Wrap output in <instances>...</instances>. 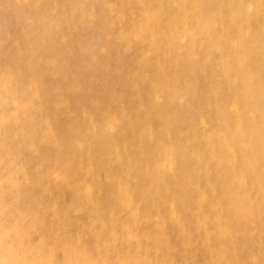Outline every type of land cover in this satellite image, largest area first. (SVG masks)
I'll return each instance as SVG.
<instances>
[{"label":"rangeland","instance_id":"rangeland-1","mask_svg":"<svg viewBox=\"0 0 264 264\" xmlns=\"http://www.w3.org/2000/svg\"><path fill=\"white\" fill-rule=\"evenodd\" d=\"M108 1L109 0H25L24 2V0H0V40L4 41V44L1 43L0 45V52H2L0 53V65L2 64L0 67V74L4 73L6 65L8 62H11L10 58H12L11 56H13V53L18 47L23 49V52L26 51L27 53L28 50L31 51L33 46L36 45L38 48L37 53L35 55L25 54V56L22 57V61H20V67L22 68L24 75L23 78L20 79L18 87L20 101H24L25 103L33 101L37 107H42L44 109L43 120L48 121L51 125L68 124L69 126L73 123H78L80 125L76 126L83 128V130L79 129V131L75 132L71 141V144L73 146L75 145L74 147L77 148V155L70 157L65 153L63 155L64 158L62 157L61 162L59 161L55 169H52L49 161L43 157V154H45L46 151L53 150L52 147L47 148L45 146H41L36 149L35 152H33L30 150V148L18 143V148H16L13 140L11 139L13 135L15 136L19 133L22 124L20 125V128L17 125L12 124L9 128L4 130L5 135L2 134L0 137V153L9 152L8 154H11L12 152L11 160L13 161L15 170L13 173V178L19 182L20 186L25 184L21 189V192L24 195H31L35 190L38 189V187L32 183V180L37 174L47 176L48 179H46L44 187H42V194L44 196L43 200L44 202L50 204L53 210H60L63 215L62 217L65 220H73L72 224L68 228H62L58 232L61 237H64L69 244H72V241H80V244L83 246L91 244L89 233L83 231L84 226L91 215L90 209L87 205H85L83 200V194L85 190L90 193L89 197L91 201L101 200L100 202H104L103 207L100 209L103 217H109V215L114 212L119 214L120 218H125V213H122L120 209H118L119 206L115 204L117 201L113 198L114 196H110L112 192L105 191L103 188L108 184L106 181H108L111 172L121 169L119 171L124 174L128 169V173L125 174L127 175L125 179L129 183L132 199L136 204V209L140 215L146 214L147 217H152L148 222H146L147 220L141 221L142 230H153L155 222L160 220L165 225V237L167 242L172 247L169 255L171 257L170 259L173 261V264H178V262L179 264L182 262V264H207L209 251H216L221 247L220 238L217 237V234H215L214 224L209 218L206 225V231L207 234H209L207 237L208 244L207 247L203 245L206 235L204 236V232L198 229L196 224L198 210L196 209L197 206L192 205V197H190L191 199L189 198L191 194L188 196V198L186 196H182L184 193L182 190L192 181L202 184V181H205L204 178L207 177L208 181L213 183L216 179L214 174L215 171L213 170L214 172H211L208 166L206 167L207 177L204 175V173H195L194 175L192 174V169L194 168V164L192 163L193 159L191 160L190 158L183 156L184 154L176 155L175 151H177L180 145L186 146L187 148L190 146L192 142L190 141L188 132L190 129H194L196 132H198V137L203 136V134L209 132L210 130H218L219 117L214 111V108L219 106V103H222L223 100V107L225 108L227 114L226 120L230 119L229 116H234L239 113L238 104L235 103L234 100L230 99L231 94L229 90L226 89V84H228V80L230 78L240 84L241 78L237 77L236 75L241 73L243 70H251L254 72L255 79L258 80L262 90H264V78H262L264 77V71H262L264 69V56L262 57V55H264V0H241L243 3L247 4L246 9L249 10V15L247 16L244 13H237L235 19L232 21L226 16L228 10L225 4H219L218 0H210V2L204 4L198 2L195 5L194 10L188 15L186 22V27L191 34V40H189V38L183 39L182 41L177 40V37L167 38L166 32L157 28L152 31V33L144 34L145 41L154 39L157 42V49L155 50L150 47L147 41L144 43L143 41L133 40L132 44L127 49H125L122 44L115 42V37L118 34V31L123 27V24L127 25V21L125 19H128L129 23V20H131L132 17H138L137 12H135V10H137V3H131L132 5H130L132 7L130 5L126 6L127 11L125 13L127 15L124 16L122 23L118 21L111 22L110 14L115 6L118 5V2H123L125 0ZM149 1H151L150 3L152 7L162 2H165L166 4L169 3L166 0ZM178 1L179 0H176L177 3H179ZM187 1L189 0L181 2L186 4ZM215 1H217L218 6H216L217 4ZM71 10H75L77 14L74 16L72 23L68 28L69 31L61 30L60 32H57L52 41L48 40L46 38L47 35L45 34L46 30L49 28L48 22L56 16L60 17V15L62 16L70 13ZM172 10L174 15H176L177 12L175 6L172 7ZM80 13L82 18H80ZM39 15H44L45 20H38ZM25 16L34 18L35 25L33 24L32 27L26 26L23 20ZM165 16L166 15H162L158 21L155 20V22L166 20ZM177 24L179 25L177 29L182 30V25H180L179 21ZM208 26L213 32H224L227 35L233 44L231 52H227V50H225L223 47L211 46L208 37L204 35V32L202 31V27L205 28ZM18 40H20V42ZM189 43L193 44V49L191 50L193 55H189L187 52L191 47ZM243 50L246 51L247 59L245 58V63L242 66L238 65L235 61H232L229 58V60L225 58V55L227 56L234 53L238 54ZM251 52L252 54L250 55L249 53ZM45 55H51L56 59L55 67L50 68L48 64L46 65L47 61L44 58ZM92 59L98 61L105 59V62H109V66L108 68L97 67L88 72L85 70L84 64L87 60ZM204 59L208 60V62H206ZM224 60L228 62V71L222 68L221 63ZM62 65H67L68 67L72 68L71 77L69 79L77 77L76 79L80 81L82 86L81 91L73 90L71 93L62 90V92L59 91L57 95H42L33 99L32 93L26 89L27 75L31 76L42 71L43 73H48V75L50 74L48 78L46 77V81L50 80L49 82L52 84L61 85L60 83H62L63 80L57 69ZM196 67L198 69H196ZM205 68H207V70ZM163 69L172 73V80L168 88L173 90L178 95L176 96L175 100L168 99V97H166V89L159 87L155 90L151 88L153 83L156 85L158 84V82L155 81H158V78L162 76ZM124 74H131V79H124ZM214 92L216 94H214ZM186 95L188 96L186 97ZM197 97L199 98V101ZM196 98L197 100H195ZM95 100L100 102L103 108L98 107ZM176 101L177 103H174ZM197 104L199 105V108L196 107L198 106ZM177 106L179 108H176ZM263 107L264 106H262V108ZM8 110L11 113H17L18 115H21L19 111H17V107H15L11 102L9 103ZM249 110L250 109L248 108V113H250ZM83 111H88L94 116L96 115L94 118L98 120L99 124H104L103 121L106 117V114L112 118H117L118 120L116 119L113 125L114 129L123 128L122 123L119 121L120 113H126L125 115L127 117L125 118L127 121L134 118L140 120L141 122L143 121L141 125H143L148 115L151 119L148 121V129L145 134L144 129L140 128L141 126L138 127L133 125H131L129 130H124L122 132L123 136L131 132L129 134L130 137L127 139L126 145L121 146L122 139L119 136V140H117V142L120 143V146L122 147V150L120 151L121 161L119 160L117 163L113 162L112 164L113 160L110 159L108 162L109 167L105 166L102 169H97L98 162L95 160V157L98 156L100 148L96 143L90 144L89 146L85 145L86 139L90 138L93 140V138H91V135L87 131L86 127L80 123L84 118ZM128 112L130 114H128ZM33 115H35V113H33ZM178 115H180V117ZM41 119V117H36V122L38 125L41 123V121H39ZM181 122L183 123L181 124ZM186 123H188V125H186ZM162 128L165 129L166 134L163 133L164 129ZM109 130L112 132L111 128H109ZM7 140H11L12 144L7 145ZM64 143V140L61 138L59 141L61 147L59 148L65 147ZM155 144H163L168 149V152L172 153H170L171 156H173L171 163L174 168L172 167V171L165 172L160 167V159H157L153 151ZM93 148H95V151ZM89 152L92 154L94 152H98L97 155H94L95 159L85 156ZM39 153L42 154L40 155ZM114 158L115 156H113V159ZM181 160H183V162ZM105 164H107V161H105ZM2 168L3 167H1V169ZM50 168L52 173L48 174ZM19 169L24 174H27L28 179L31 180L29 184L25 183V177L23 174H20ZM157 173L161 177V182L159 181L160 179H155ZM63 178L66 179V182L62 183L60 180ZM168 187L170 190L165 191L164 189ZM248 187L252 195L257 193L258 187L255 184L254 178L249 180L248 177ZM149 192L154 193V195H150ZM167 193L172 195L173 202L171 205H174L179 214H184L185 220L187 219L186 225H188L190 230L193 231L192 235L194 241L192 246H185L182 243L179 228L173 221L174 218L168 217V214L166 213L168 212V204L165 203L164 200H162L159 196H162V194L165 195ZM203 195V202L206 203L200 205L199 208H202L203 210L208 209L207 212H210L209 216L213 217V207L211 204L213 205L215 200L206 192H203ZM9 199L12 200L13 205L17 206L19 204L18 196H13ZM211 207L212 210L210 209ZM226 213L222 215L225 217ZM45 222L48 225L55 223L52 211H48L46 213ZM253 233L248 234L246 237L247 239L241 237L240 241L238 242V247L236 251H234V254L237 257H242L244 259H241V261L244 262H239V264H248L247 261L249 257H255L256 260L254 264H264V259L258 258V255H260L259 252L264 253V249L261 245L263 244L261 234L259 231H255V233ZM13 237V232H10L4 240L9 242V240H11ZM38 239V232H32L26 240V246H31L37 243ZM90 252L92 253V251ZM47 256L48 254H46V257ZM92 256L95 257L96 255L92 254ZM52 257L53 261L51 264H72L68 259H66V256L62 254V250L59 248L55 251V254Z\"/></svg>","mask_w":264,"mask_h":264},{"label":"bare ground","instance_id":"bare-ground-1","mask_svg":"<svg viewBox=\"0 0 264 264\" xmlns=\"http://www.w3.org/2000/svg\"><path fill=\"white\" fill-rule=\"evenodd\" d=\"M166 1L169 3L166 4L165 2H162V3H159L160 5L156 4L153 7L151 6V3H150L151 1L149 0H125L123 2H118L117 3L118 5L115 6V8L110 14L111 22L118 21V22L123 23V18L124 16L127 15L125 13L127 11L126 6L130 5L133 2L137 3L136 5L137 10H135V12H137L138 17H135V16L132 17L131 20H129L130 21L129 23H128V19H125L127 21V25L123 24V27L118 31V34L115 37V42L122 44V46L125 47V49H127L132 44L133 40L143 41L144 43L147 41L150 47L155 50L157 49V42L154 39L145 41L144 34L152 33V31H154L157 28L166 32L167 38L177 37L178 38L177 40H181V41L186 38H189V40H191L190 38L191 34L186 27L188 15L194 10V7L198 2L204 4V3L210 2V0H189L186 2V4L181 2L185 0H179L178 1L179 3H177L176 0H166ZM108 2H110V0ZM215 3L217 4V1H215ZM218 3L225 4L228 10V13L226 16L231 21L235 19L237 13H244L247 16L249 15L248 14L249 10L246 9L247 4L243 3L241 0H218ZM14 5H17V4H14ZM173 6H175V9L177 12L176 15H174L173 13V10H172ZM216 6H218V4ZM76 14L77 13L75 12V10H71V12L68 14H65L62 16L60 15V17L56 16L55 18L51 19V21L48 22L49 28L45 32V34L47 35L46 38L52 41L53 38L56 36L57 32H60L61 30L67 31ZM162 15H166L165 16L166 20L155 22V20L158 21V19ZM80 18H82L81 13H80ZM42 19L45 20L44 15H39L38 20H42ZM23 20L26 26L32 27V25L34 24V18L25 16ZM178 21L180 25H182V30L177 29L179 26L177 24ZM202 31L204 32L203 34L208 37L211 46L223 47L225 48V50H227V52L232 51L233 44L224 32H221V33L213 32L209 26L205 28L202 27ZM18 41L20 42V40ZM1 43L4 44V41L0 40V45ZM190 45L191 47L188 49L187 52L189 55H193L191 53L192 52L191 50L193 49V44H190ZM37 50L38 48L36 45L33 46V49L31 51L28 50L27 53L26 51L23 52V49L18 47L13 53V56H11L12 58H10L11 62L10 63L8 62V64L6 65V69L4 73L0 74V137L2 134L5 135L4 130H6V128H9L12 124L17 125L19 128H20V125L22 124L19 133L15 136L13 135L14 137L12 136V139H11L13 140L16 148H18V143L21 145H24L27 148H30V150L33 152H35V150L41 146H45L47 148L52 147L53 150L46 151L45 154H43V157H45V159L49 161L51 168L55 169L59 161L61 162V159L65 153L68 154L70 157L77 155V152H76L77 148L74 147L75 145L73 146L71 144V141H72V138L75 132L79 131V129L83 130V128L77 127L76 125H80L78 123H73L69 126L68 124L67 125L65 124L51 125L48 121L43 120L44 109L42 107H37V105H35L33 101H30L27 103H25L24 101H20L18 87H19L20 79H22L24 76L22 68L20 67V61H22V57L25 56V54L35 55L37 53ZM249 54L251 55L252 52ZM263 56L264 55H262V57ZM44 58L47 61L46 65L48 64L50 68L56 66V61H55L56 59L53 56L45 55ZM225 58L227 60L230 59L232 61H235L238 65L242 66L245 63V58L247 59V55H246V51L243 50V51H240L238 54L234 53V54H229L227 56L225 55ZM94 59L87 60L85 62L84 68L86 71L89 72L97 67L108 68L109 62L108 63L105 62L104 61L105 59L99 60V61L94 60ZM206 59H207V56H206ZM206 59L204 60L208 62V60ZM221 65H222V68L228 71L229 69L228 62L224 60L222 61ZM196 69L198 68L196 67ZM205 69L207 70V68ZM57 70L60 73L61 78L63 80L62 83H60L61 85L52 84L51 82H49L50 80L46 81V79L50 76V74L48 75V73H43L42 71H40L39 73H35L34 75H31V76L27 75L26 89H28L32 93L33 99H35L36 97L42 96V95H45V96H51L53 94L57 95L58 92L59 91L62 92V90L65 92L66 91L71 92L73 90L81 91L82 86H81L80 81L76 79L77 77L73 79H69L71 77V72H72L71 67H68L67 65H62ZM262 71H264V69ZM124 75H125L124 79L126 80L131 79V74H124ZM236 76L241 78V83L238 84L235 80L230 78L228 80V84H226L227 85L226 89H228L231 94L230 99L234 100V102L238 104L239 113L234 116H229L230 119L226 120L227 114H226L225 108L223 107L224 105V100H223L222 103L221 102L219 103V106L214 108V111L218 114V117H219L218 130H214V131L210 130L209 132L203 134V136L198 137L197 136L198 132H196L194 129H190V131H188L190 141H192L190 146L187 148L186 146L180 145L177 151H175L176 155L184 154L183 156H186L190 158L191 160L193 159L192 163L194 164V168L192 169L193 170L192 174L195 175V173H198V174L204 173V175L206 176L207 175L206 167L208 166L211 172L213 170L215 171L213 172L216 176V179L213 183L209 182L208 177L206 176L207 178H204L205 181H202L203 182L202 184H198L192 181L187 187L185 188L183 187L184 189L182 190V192H184L182 196L183 197L186 196L188 198V196L191 194L189 198L192 197V199L190 198L192 200V205L197 206L196 209L198 210H197V216H196V224H197L198 229L204 232V236L206 235L203 245L207 247V244H208L207 237L209 234H207L206 225H207V221L209 218L212 220L214 224L215 234H217V237L220 238L221 247L217 249L216 251H209V257L207 260V264H239V262H242L241 259L243 258L237 257L234 254V251H236L238 247V242L240 241L241 237H243L244 239H247L246 237L248 236V234H251L253 232L255 233V231L260 232L261 238L263 240V244L261 245H262V248L264 249V107L262 108V106H264V90H262L261 85L259 84L258 80L255 79L254 72H252L251 70H243L241 73H238ZM171 80H172V73L163 69L162 76L158 78V81H155V82H158V84L156 85L155 83H153L151 88L155 90L156 88H159V87L164 88L166 89V97H168V99L175 100L176 96L178 95L173 90L168 88L171 83ZM210 89H211V86H210ZM214 94L216 93L214 92ZM187 96L188 95H186V97ZM197 98L195 100H197ZM198 101H199V98H198ZM10 102L13 103L15 107H17V111H19L21 115H18L17 113H11L8 110V106ZM174 103H177V101ZM96 105L98 107H102L101 103L97 101H96ZM204 106H205V103H204ZM196 107L199 108V105ZM176 108H179V107L177 106ZM248 108L250 109L249 110L250 113H248ZM83 112H84V118L82 117L83 120L80 123H82V125L86 127L87 131L91 135V138H93L92 140L87 137L88 139L85 140V145L89 146L90 144L96 143L97 145H99V148H100V152L98 156L95 157L96 159L94 158V155H97L98 152L97 153L94 152L93 154L89 152L86 155L85 154L83 155L94 158L98 162L97 169L98 168L102 169L105 166H108V162L110 159L113 160L112 164L113 162L117 163L119 160L121 161L120 159V151L122 150L121 146L126 145L127 139L130 137L129 134L131 133V132L127 133L123 136L122 132L124 130H129L131 128V125H133V126H138V127L141 126L140 128L144 129V134H145L148 129L147 128L148 121L151 119L150 116L148 115L143 125H141L143 121L141 122L140 120H137L135 118L134 119L130 118L131 120L128 119L129 121H127L125 118L127 117L125 115L126 113L125 114L120 113L119 121L122 123L123 128L114 129L113 125L117 118H112L111 116L106 114L105 115L106 117L103 121L104 124L102 123L99 124L98 120L94 118L96 115L95 116L93 114L91 115V113H89L88 111H83ZM33 113H35V115H33ZM128 114L130 113L128 112ZM178 116L180 117V115ZM36 117L42 118L41 120H39L41 121L39 125L36 122ZM182 123L183 122H181V124ZM186 125H188V123H186ZM109 128H111L112 132H110ZM163 133L166 134L165 129L163 130ZM119 136L122 139L121 146H120V143L117 142V140H119ZM61 138L65 142L64 143L65 147L63 148H59L61 147V144H59V141ZM11 140H7V145L12 144ZM93 149L95 151V148ZM153 151L157 159H160V163H161L160 167L163 169V171L165 172L172 171V167L174 168V166H172V163H171L172 157H173L171 156L172 153L168 152V149L163 144H155ZM4 153H0V264H13V263L14 264H51L53 261L52 256L55 254V251L58 248L62 250V254H64L66 256V259H68L72 264H173V261L170 259L171 257L169 255L172 250L171 249L172 247L167 242V239L165 237L164 223L161 222L160 220L159 221L157 220V222H155L153 230L151 231L142 230L141 228V221L147 220L146 222H148L149 219L152 217L149 218L147 217L146 214L140 215V213L137 211L135 201L132 199V193H131L129 183L125 179L127 176L125 174L128 173V169L125 171L124 174L119 171L121 169L111 172V175L109 176L108 181H106L108 184L105 185L103 188L105 191L112 192L110 196L111 197L114 196L113 198L117 201L115 204L119 206L118 209H120L122 213H125V218H122V217L120 218V215L114 212L111 213L109 217H103L100 212V209L103 207L104 202L103 201L100 202L101 200L91 201L89 197L90 193L85 190L83 194V200H84L85 205H87L88 208L90 209L91 215L89 217V220L86 222V225L84 226L83 231L86 233H89V236H90L89 239H91V244L83 246L80 244V241H77V242L72 241V244H69L66 241V239L64 237H61V235L58 233L62 228H68L72 224L73 220L72 221L71 219L65 220L62 217L63 215H62V212H60V210L55 211L52 209V206L50 204L44 202L43 200L44 196L42 194V191H43L42 187H44L46 179H48L47 176L42 175V174H37L32 180L33 181L32 183L36 185L38 189L35 190L31 195L22 194L21 189L23 188L25 184L20 186L19 182L14 180L13 178V173L15 170H14L13 161L11 160L12 152L11 154H8L9 152H4ZM113 156H115L114 159H113ZM105 161H107V164H105ZM181 161L183 162V160ZM1 167L3 168L1 169ZM51 168L48 174L52 173ZM19 172L20 174H23V176L25 177V183L29 184L31 180L28 179L27 174L26 173L24 174L20 169H19ZM248 177H249V180L254 178L255 184L258 187L257 193L253 195L250 193V190L248 189L249 188L248 187ZM160 178H161L160 175L157 173L155 179H160ZM60 181L62 183L66 182V179L63 178ZM159 181L161 182L162 180L160 179ZM164 190L167 191V190H170V188L168 187V188H165ZM203 192H206L215 200L213 202V205L211 204V206L213 207V213H212L213 217L209 216L210 212L209 213L207 212L208 209L203 210L202 208H199L200 205H203L204 203H206V202H203L204 200ZM149 194L154 195V193H151V192H149ZM13 196H18L19 198V204L17 206L13 205L12 200L9 199L10 197H13ZM159 197L162 200H164L165 203L168 204V212L166 213L168 214V217L174 218V220L173 219L172 220L176 223V225L179 228L180 235L182 238V243L185 246H192L193 241H194V238L192 235L193 231H191L190 227L186 225L187 219L185 220L184 214H179L178 211L175 209L174 205L173 204L171 205V203L173 202L172 195L170 193H167L165 195L162 194V196H159ZM212 207L210 208L211 210H212ZM48 211L53 212V216L55 220L54 224L48 225L45 222L46 213ZM222 212H225V213L227 212L225 217L223 216L225 213H222ZM10 232H13L14 237L11 240H9V242L5 241L4 239L7 237L8 233ZM32 232H38L39 239L37 243L31 246L30 245L26 246V240L28 239L29 235H31ZM90 251H92V253ZM46 254H48L47 257H46ZM92 254L96 256L94 257L92 256ZM259 254L260 255H258V258L264 259V253L259 252ZM255 260H256L255 257H249L247 262L248 264L249 263L254 264Z\"/></svg>","mask_w":264,"mask_h":264}]
</instances>
